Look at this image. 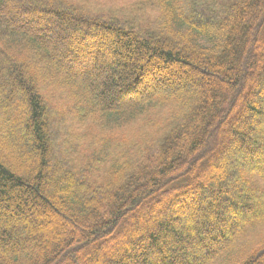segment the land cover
<instances>
[{"label":"trees","instance_id":"trees-1","mask_svg":"<svg viewBox=\"0 0 264 264\" xmlns=\"http://www.w3.org/2000/svg\"><path fill=\"white\" fill-rule=\"evenodd\" d=\"M179 1L0 0V264H264V236L239 240L264 223V0ZM156 199L186 214L130 225Z\"/></svg>","mask_w":264,"mask_h":264},{"label":"rangeland","instance_id":"rangeland-1","mask_svg":"<svg viewBox=\"0 0 264 264\" xmlns=\"http://www.w3.org/2000/svg\"><path fill=\"white\" fill-rule=\"evenodd\" d=\"M89 1V3L90 4H92L93 6H96V7H104V8H106V9H110V10H113V9H123V10H128V9H131V10H135L136 9V7L137 6H143V7H147V8H150V6H148L147 4H151V3H154L155 5H156V1L157 0H88ZM191 1H193V3L194 2H199L200 0H180L179 2H180V5H181V7L182 8H184V10L185 9H187V7H189V5L191 4ZM205 1H207V0H202L201 2H205ZM149 10H151V9H149ZM11 15V14H10ZM158 11L157 10H154L153 12H152V14H151V16H152V18L155 20L156 19V17H158ZM46 27H48V30H49V32H50V34H49V36H48V38L50 39V40H53V39H56V38H58V39H60L61 41H63L64 39V36L62 37V35H60V33L62 32V34L64 35V33H66L67 31H68V27H69V25L68 24H66V23H57V22H55L54 20H52V19H48L47 20V22H46V25H45ZM84 29L85 30H87V31H85L86 33H88V38H89V41H86V42H84L83 43V46H84V48L83 47H81L82 48V53H84V54H90L91 52H92V50H90L87 46L89 45V43H90V40L92 41V42H94V41H98V38H99V36L98 35H94V37H92V36H90V28L88 27V26H84ZM60 33H59V32ZM89 31V32H88ZM92 31V30H91ZM84 33V32H83ZM104 38V39H103ZM102 39H103V41L104 42H106V40H105V37H102ZM102 40H101V38H100V40H99V42H101ZM107 45V44H106ZM97 48H98V46H97ZM110 47H108V46H105V49L104 50H106L107 51V57H106V60L107 61H109V62H113L114 60H115V58L114 57H112V55H111V51H110V49H109ZM99 49V48H98ZM100 50V49H99ZM110 51V52H109ZM110 53V54H109ZM70 56V55H69ZM60 57L61 58H64V56L63 55H60ZM76 68H80L79 66H78V64H77V66H76ZM89 72L91 73V74H95V73H101L102 75H105V76H110V73H109V71H107L104 67H103V65H96L95 67H93V68H91V69H89ZM149 72V70H147V71H144V73H143V76H146L147 75V73ZM178 73H182V70H179V72ZM260 74V73H259ZM150 75V74H149ZM259 76H261V74L259 75ZM256 77H258V75L256 76ZM101 78V76L99 77V79ZM252 78V80H254V78H253V76L251 77ZM5 80H6V82H7V86H9V83H8V80H7V78L5 77ZM98 80V79H97ZM100 82V81H99ZM99 82H96L95 83V85H96V88H97V86H98V89H100L101 88V86H100V83ZM254 87H256V88H258L257 90H258V92H257V94H260L261 95V91L263 90L262 88L264 87V83H260V82H256V84L254 85ZM253 92H252V90H250V93L248 94H246V96L247 97H252V96H254L253 94H252ZM16 99L18 100V97H16ZM254 119H253V117H251V116H249V115H246L245 113H243L241 116H237L236 118H233L232 119V122L230 123V125L228 126V130H229V128H230V126L231 125H233V126H236V127H238V128H244V126L245 125H247V124H249L250 122H252ZM253 123V122H252ZM245 124V125H244ZM259 124H261V127H262V122H258V125ZM264 127V126H263ZM261 129V128H260ZM261 130H263V129H261ZM264 131V130H263ZM234 141V140H233ZM260 154H262V153H259V155ZM230 157H229V159H226L225 160V158L223 159L224 161H225V163L224 162H221V164L219 165V167L217 168V169H215V173H217V174H215L216 176H217V178L218 179H221L222 178V172H224V171H227L229 168L228 167H230L231 166V164H234V163H236V159H234V158H232L231 157V155H229ZM263 157H264V154L262 155ZM260 164V166H262V164L261 163H259ZM220 177V178H219ZM236 186V183H234V182H229V187L230 188H233V187H235ZM202 195H204L203 193H201ZM201 194L199 193V194H197V197H200L201 196ZM201 198H202V196H201ZM158 199H156V200H154L153 202H150V203H145V204H143L142 205V211L141 212H135L134 214L132 213L131 214V219H130V225L132 224V226L133 225H136L137 227H138V229L140 230H144V231H147V232H154L155 231V226H156V224L160 221V220H163L165 217H169L170 215H172L173 213L174 214H177V213H179V215H183L184 213L186 214V212L184 211V209H185V207L184 206H182L181 204L182 203H178L177 205H173V206H171L170 204H167L166 202H164V201H160V200H158ZM151 203H153V204H151ZM179 210H178V209ZM178 210L179 212H176V211H174V210ZM188 209V208H187ZM197 210V207H195L194 209H192L191 210V215H192V217H193V215L194 214H196V215H199V213H202V211H200V210H198V211H196ZM173 211V212H172ZM188 212H190V209H188L187 210ZM187 212V213H188ZM243 212H244V210H243ZM225 215V214H224ZM228 216V215H227ZM189 217H191L190 215H189ZM228 219H229V222H228V220H226V222H223V224H224V226H223V224L221 225V223H218V227L220 228V227H225L227 230L230 228V225H231V219L228 217ZM199 218H197L196 216L194 217V218H192V221L194 222V223H196L197 225H200V222H199ZM148 221H150L151 222V224H149V222ZM262 221V220H261ZM37 226V230H39V227L41 226V224H39V225H36ZM247 228V227H246ZM246 228H244V229H246ZM263 236H264V223H263V221L262 222H259V224L256 226H253L252 228H250L249 230H247L245 233H243L242 235H241V237H240V243H242L243 245L244 244H246V243H248V244H250V247H255V246H253V245H255V244H257V243H262L261 242V240H262V238H263ZM104 237V236H103ZM200 237V238H199ZM198 238L200 239V243L202 244V243H204V242H206V240H208V238H207V236H199ZM195 239H197V238H195ZM190 240V239H189ZM243 240H245L244 242H242ZM247 240V241H246ZM197 240H194L193 241V243H194V245L192 246V248L189 250L190 251V257H195V258H197V257H201V255H202V253H201V250H200V244L199 243H197L196 242ZM100 242V240H93V241H91V242H88V243H85L86 245H84V247H82L80 250H84V249H87V248H90V249H92V246H98V243ZM183 243L184 241L182 240V241H180V243ZM240 243H237V245L238 244H240ZM216 244V243H215ZM214 245V244H213ZM99 246H103V244H99ZM105 246H107V245H105ZM106 248H108L109 250L110 249H112V247H111V245L110 244H108V246L106 247ZM105 248V249H106ZM105 249H101V252H102V254L101 253H95V254H97L96 256L98 257L97 258V262L98 263H102V262H104V261H106V260H109L107 257H106V255H105ZM103 250H104V252H103ZM98 251V250H97ZM264 255V254H263ZM87 258V257H86ZM72 260H73V263L74 264H80V262H81V264H83V262L85 261V260H80L79 261V263H77V261H76V259L75 258H72ZM86 260H88V259H86ZM86 262V261H85ZM96 264V263H95Z\"/></svg>","mask_w":264,"mask_h":264}]
</instances>
